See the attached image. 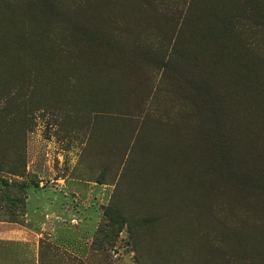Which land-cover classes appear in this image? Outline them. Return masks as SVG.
<instances>
[{
    "label": "rangeland",
    "instance_id": "1",
    "mask_svg": "<svg viewBox=\"0 0 264 264\" xmlns=\"http://www.w3.org/2000/svg\"><path fill=\"white\" fill-rule=\"evenodd\" d=\"M43 2L0 0V222L41 264H264V0Z\"/></svg>",
    "mask_w": 264,
    "mask_h": 264
},
{
    "label": "crops",
    "instance_id": "2",
    "mask_svg": "<svg viewBox=\"0 0 264 264\" xmlns=\"http://www.w3.org/2000/svg\"><path fill=\"white\" fill-rule=\"evenodd\" d=\"M26 217L25 224L0 222V264H41L40 239L46 233ZM80 248L82 251L75 246V251L84 253V247Z\"/></svg>",
    "mask_w": 264,
    "mask_h": 264
},
{
    "label": "trees",
    "instance_id": "3",
    "mask_svg": "<svg viewBox=\"0 0 264 264\" xmlns=\"http://www.w3.org/2000/svg\"><path fill=\"white\" fill-rule=\"evenodd\" d=\"M42 1H45V0H42ZM57 0H54V2H56ZM49 5V7H52L51 3H50V0H46V3L43 2L42 5H45L46 6ZM3 185L2 188H0V195L2 196H5L6 194H8L9 192L6 190V189H10V185L8 184V182H3ZM36 185H39V183H36ZM3 187H6V189H4ZM14 187L18 188L19 190L23 191L24 189V184H20V183H15L14 184ZM27 200V196H23V199L21 200L20 197L19 198H15L13 199L14 203H13V206L14 208H19L20 206H22ZM20 205V206H19ZM26 214L23 212V210H21V216H25ZM11 222H18L16 220H12Z\"/></svg>",
    "mask_w": 264,
    "mask_h": 264
}]
</instances>
